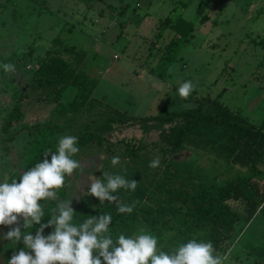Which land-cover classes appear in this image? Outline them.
<instances>
[{"label":"rangeland","instance_id":"1","mask_svg":"<svg viewBox=\"0 0 264 264\" xmlns=\"http://www.w3.org/2000/svg\"><path fill=\"white\" fill-rule=\"evenodd\" d=\"M178 16L194 24L191 42L182 43L168 30L152 47L158 25L167 17ZM57 36L75 49L71 54L57 45L52 48L57 50L53 54L67 61L72 70V77L62 84L79 88L83 83H93L88 100L76 103L74 110L64 114L58 113L63 110L62 105L49 89L31 84L40 59ZM262 40L264 0H0V108H10L16 96L26 92L29 99L22 103V124L52 121L68 128L54 136L46 150L51 152L57 151L61 137L83 131L87 126L99 128L107 116L126 114L141 118L191 110L198 107L203 97H219L228 108L259 125L264 119V46L259 43ZM6 63L14 64L15 71L5 73ZM189 80L196 88L187 99H182L177 89ZM72 92L74 89H70ZM72 97L70 94L63 102ZM3 119L0 115V125ZM181 124L182 120L164 125L145 126L138 121L114 124L106 137L115 144L124 140L139 145L140 155L148 161L149 176L157 175L158 179L168 163L196 184L216 190L248 176L246 171L225 164L208 147L185 145L171 151L167 140L172 129ZM31 141L30 133H22L5 154L0 136V183H11L12 177L19 181L20 174L31 168L26 162ZM156 157L160 166L153 169L149 165ZM105 159L102 150L80 156L82 167L67 177L65 186L57 192L63 189L67 200L74 197L77 202L88 192L90 182L102 181ZM262 171L263 176L257 179L260 183H264V167ZM230 205L241 217L245 216L240 204ZM20 225L22 232H28L22 219ZM15 226L0 225L3 264L24 248L23 241L3 238ZM141 229L148 230L139 222L134 235ZM49 234L43 232L45 236ZM165 236L158 248L172 250L173 233ZM223 249L214 252L223 258V264H264V210L248 223L236 224Z\"/></svg>","mask_w":264,"mask_h":264},{"label":"trees","instance_id":"2","mask_svg":"<svg viewBox=\"0 0 264 264\" xmlns=\"http://www.w3.org/2000/svg\"><path fill=\"white\" fill-rule=\"evenodd\" d=\"M186 6V4H185ZM201 6L198 11H200ZM171 30L175 37L182 43H190L194 24L181 16L171 19L165 18L159 25L155 34V47L164 33ZM57 36L45 57L40 59L39 67L33 74L31 84L43 90L49 89L62 105L59 114L74 110L76 103L83 104L87 95L93 89V83L74 85L62 84L72 77V70L67 61L54 55V46L62 48L64 52L74 54L75 49L66 46ZM264 46V40L259 42ZM54 52V53H55ZM74 89L71 99L63 102ZM53 91V92H52ZM29 95L19 93L13 100L6 115L0 134L3 142L13 141L20 132L31 134L32 141L26 152V162L34 167L43 162L44 153L51 146L54 136L67 132L68 128L60 126L52 121L39 122L34 125L22 124L23 100L29 99ZM59 98V99H58ZM74 99V101H72ZM69 104V105H68ZM176 120H182V124L172 129V135L167 143L171 151L181 149L188 145L193 148L208 147L215 150V155L224 160L225 164H231L248 173L238 181H231L218 190L212 186L196 184L191 177L174 167L172 163L165 165L161 171V178L157 175L149 176L148 161L140 155L141 148L135 142L121 140L113 143L106 135L112 132L114 124L127 125L135 122L147 125L158 123L159 125L171 124ZM21 123V124H20ZM20 125V126H17ZM78 137L77 146L80 151L73 159L86 155L93 150H102L106 155L101 178L106 182L104 173L109 175H121L125 179L137 181L135 191L119 189L114 195L116 202L99 201L97 198L84 193L77 202H72L74 209L73 224L79 225L92 216L105 213L111 214L112 223L109 226V234L115 242L120 234L133 236L137 231L139 222L144 224L147 232L153 234L160 241L166 239V233H173V249L163 250L173 252L181 243L191 239L198 242L211 241L215 251L222 252L224 243L231 238L234 226L243 221L248 223L257 212L264 210V183L257 179L263 176L264 167V119L259 125H253L241 114L234 112L221 101L219 97L211 99L203 97L198 101V107L191 110L164 112L157 116L131 117L123 114L118 117H105L99 128L87 126L83 131L72 132ZM119 147H121L119 149ZM117 151H122L117 155ZM113 157H119L120 162L113 165ZM49 159V156L47 157ZM87 173V170L82 169ZM15 177H12V181ZM61 199L67 200L65 190H59ZM69 199H72L69 198ZM44 205L45 216L41 223H47L57 206L56 201H46ZM135 205L131 214L119 213L117 205ZM230 204H240L245 216L231 208ZM39 225L27 228L28 232L35 233ZM52 227L44 229L48 233Z\"/></svg>","mask_w":264,"mask_h":264},{"label":"clouds","instance_id":"3","mask_svg":"<svg viewBox=\"0 0 264 264\" xmlns=\"http://www.w3.org/2000/svg\"><path fill=\"white\" fill-rule=\"evenodd\" d=\"M3 69L5 73L14 72L15 65L6 63ZM195 88L192 81H184L177 92L180 98L187 99ZM77 143L76 136L61 137L57 151L45 152L43 162L23 171L19 181L0 183V225H16L3 238L24 243V248L14 253L7 264H223V258L214 255L211 241L191 239L169 253L158 248V239L153 234L141 229L134 236L120 234L114 242L109 234L113 218L108 213L92 216L78 226L73 224L74 197L61 200L57 190L65 186L67 177L82 167L80 161L73 159L80 151ZM111 162L117 165L120 158L113 157ZM149 166L153 169L159 167V157ZM104 176L106 182L96 179L88 186V194L101 202H116L114 193L119 189L135 191L137 187V181H129L121 175L105 172ZM40 201L57 202L51 218L43 224L45 212ZM134 207V204H118L117 210L131 214ZM21 219L24 229L39 225L35 235L21 231ZM48 227L54 230L45 236L43 232Z\"/></svg>","mask_w":264,"mask_h":264},{"label":"flooded vegetation","instance_id":"4","mask_svg":"<svg viewBox=\"0 0 264 264\" xmlns=\"http://www.w3.org/2000/svg\"><path fill=\"white\" fill-rule=\"evenodd\" d=\"M18 93H19V91H17ZM23 93V92H22ZM24 101V100H23ZM23 103V102H22ZM23 105V104H22ZM22 133H26V132H20V133H18V135H16L15 137H14V139H13V141H11V142H8V143H4L3 142V137H2V135H0L1 136V146H2V150H3V152L5 153V154H7L8 153V151H9V146L10 145H12V146H15V141H17V139H18V136L20 135V134H22ZM27 134V133H26ZM0 259H2V258H0ZM1 262H0V264H3V261L2 260H0Z\"/></svg>","mask_w":264,"mask_h":264},{"label":"crops","instance_id":"5","mask_svg":"<svg viewBox=\"0 0 264 264\" xmlns=\"http://www.w3.org/2000/svg\"><path fill=\"white\" fill-rule=\"evenodd\" d=\"M75 92V91H74ZM71 94H74L73 92L71 93ZM64 99H67L66 98V96H65V98ZM63 99V100H64ZM5 108L3 107V108H0V115L2 116V117H4V119H5V117H6V115L8 114V111H9V107L7 108L6 107V109L4 110ZM4 119L2 120V123H1V125H0V131H1V128H2V124H3V122H4ZM1 135V134H0ZM16 142V141H15ZM8 182H9V180H8Z\"/></svg>","mask_w":264,"mask_h":264}]
</instances>
